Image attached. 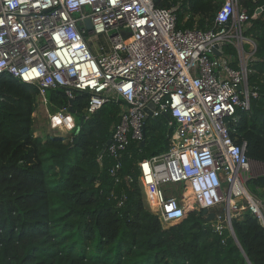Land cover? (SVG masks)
Wrapping results in <instances>:
<instances>
[{
  "label": "built area",
  "instance_id": "2783aa9c",
  "mask_svg": "<svg viewBox=\"0 0 264 264\" xmlns=\"http://www.w3.org/2000/svg\"><path fill=\"white\" fill-rule=\"evenodd\" d=\"M157 1L0 0V74L38 87L53 131L71 134L77 124L68 108L49 110V90L70 99L88 94L86 118L120 104L107 148L114 177L131 143L145 141L148 118L168 113V150L138 163L148 208L170 226L190 207L225 204L212 223L220 234L244 209L264 227V197L248 187L253 165L264 163L248 157L235 135L239 109L257 96L249 86L256 49L245 35L249 12L224 0L207 30L178 28L175 8ZM229 45L236 54L225 52ZM172 185L184 187L182 197L167 194Z\"/></svg>",
  "mask_w": 264,
  "mask_h": 264
},
{
  "label": "trees",
  "instance_id": "16d2710c",
  "mask_svg": "<svg viewBox=\"0 0 264 264\" xmlns=\"http://www.w3.org/2000/svg\"><path fill=\"white\" fill-rule=\"evenodd\" d=\"M223 2L157 5L175 8L178 28L207 30ZM239 2L251 17L245 35L256 44L249 86L257 96L250 97V109H239L236 142L264 163V0ZM225 52L236 54L231 45ZM50 91L51 111L70 106L64 90ZM38 93L36 85L0 74V264H249L245 255L251 264H264V227L248 209L232 218L243 253L230 230L220 234L201 209L164 226L147 207L138 163L168 150L173 126L166 117L148 118L145 144L131 143L114 177L107 151L100 153L120 104H106L83 120L89 95L77 93V127L66 140L36 134ZM249 187L264 195V174Z\"/></svg>",
  "mask_w": 264,
  "mask_h": 264
},
{
  "label": "rangeland",
  "instance_id": "374dc122",
  "mask_svg": "<svg viewBox=\"0 0 264 264\" xmlns=\"http://www.w3.org/2000/svg\"><path fill=\"white\" fill-rule=\"evenodd\" d=\"M250 44L252 45V42L247 43V45H250ZM252 46H250V47H252ZM225 48H227V46ZM252 60H254L253 55L250 56L249 62H251ZM50 95H51V91L49 90L48 91V98H50ZM43 109H44V107H43ZM41 110L38 109L35 113L36 134L37 135H44L45 133L49 132V133L54 134V135H66L67 136L66 140H69L68 138L71 137L70 132H67L65 130H63V131L54 130L53 131V129H51L49 124H48L47 115L44 112H41ZM76 124H77V122H76ZM253 169H254L253 170L254 175H260L261 173L264 172V166L260 167V166L255 164V165H253ZM183 193H184V187L182 185H172V186L167 187V194L168 195H175L177 197H182ZM260 194H262V192ZM187 195H189V193H187ZM262 196L264 197V195H262ZM147 207H149V206L147 205ZM194 209H196V206L190 207L188 209V213Z\"/></svg>",
  "mask_w": 264,
  "mask_h": 264
},
{
  "label": "water",
  "instance_id": "95a60500",
  "mask_svg": "<svg viewBox=\"0 0 264 264\" xmlns=\"http://www.w3.org/2000/svg\"><path fill=\"white\" fill-rule=\"evenodd\" d=\"M87 28H88L89 30L92 29V24H91V21H90V20L87 21ZM221 47H222V46H220V48H221ZM213 51H214V52H217V49L214 48ZM218 54H219V53H218ZM69 102H70V103H69V104H70L69 110H70L72 113H76V112H75V109H74V107H73L74 99H70ZM149 114L151 115V112H149ZM163 115H164V117H166L168 120L171 119V117H170V115H169L168 113L165 112V113H163ZM84 118H85V117H83L82 119L84 120ZM110 142H111V139H109V140L105 143L104 148H103V150H102L101 153H100L101 156H102V155L104 154V152L107 150L108 145L110 144ZM140 144H141V145H144V144H145V141L140 142ZM203 215H207V217H206L207 220H208V221H212V220H214V218H215V216H216V213H215L214 211H209L208 209H204V210H203ZM230 228H231L232 236L235 238V240L237 241V243L240 245L239 240H238V238H237V236H236V233H235V230H234V227H233L232 223H231V227H230ZM240 247H241V245H240ZM241 249H242L243 253H245L242 247H241ZM245 257H246L247 261L249 262V264H251V262L249 261L248 257H247L246 255H245Z\"/></svg>",
  "mask_w": 264,
  "mask_h": 264
},
{
  "label": "clouds",
  "instance_id": "9594fccd",
  "mask_svg": "<svg viewBox=\"0 0 264 264\" xmlns=\"http://www.w3.org/2000/svg\"><path fill=\"white\" fill-rule=\"evenodd\" d=\"M53 90V89H52ZM48 93V92H47ZM39 94V93H38ZM69 98V97H68ZM47 99H48V96H47ZM70 99V98H69ZM74 101H75V99H74ZM38 103H40V100H39V97H38ZM70 105V104H69ZM70 107V106H69ZM69 107H66V108H68L69 109ZM48 108H49V110H50V104H49V99H48ZM65 109V108H64ZM61 110V109H60ZM51 111V110H50ZM70 111V110H69ZM51 112H53V111H51ZM55 112V111H54ZM71 112V111H70ZM76 112V111H75ZM72 113V112H71ZM72 114H74V116H75V119H76V122H77V116H76V113H72ZM164 116V115H163ZM84 117H85V115H84ZM86 118V117H85ZM77 127V126H76ZM71 136H72V133L70 134ZM61 136H63V137H67L66 135H61ZM67 139V138H66ZM68 139H70V138H68ZM107 151V150H106ZM254 178V177H253ZM252 179V178H251ZM248 187H249V183H248ZM250 188V187H249ZM252 191V190H251ZM254 192V191H253ZM224 206H225V204L224 205H222L221 207H223L224 208ZM220 206L219 207H216V208H214V209H211V210H209V211H214L215 213H222V214H224V212H225V210H223L224 212H217V210H218V208H221ZM202 210H204V209H202ZM237 215V214H236ZM206 217H207V215H205ZM234 217V216H233ZM232 217V218H233ZM215 218H216V216H215ZM215 218H214V220H215ZM214 220H212L211 222L213 223V221ZM231 223H232V219H231Z\"/></svg>",
  "mask_w": 264,
  "mask_h": 264
},
{
  "label": "crops",
  "instance_id": "0c3cea01",
  "mask_svg": "<svg viewBox=\"0 0 264 264\" xmlns=\"http://www.w3.org/2000/svg\"><path fill=\"white\" fill-rule=\"evenodd\" d=\"M43 107H44V109H43ZM38 109H39V110L42 109L41 112H44V113L47 115L46 108H45V106L41 103V101H40V103H39ZM38 109H37V110H38ZM35 113H36V112H35ZM34 116H35V114H34ZM263 174H264V172L261 173L260 175H263ZM260 175H253V177H258V176H260ZM259 192L261 193L262 190L260 189ZM239 202H240V201H239ZM220 207H221V206H220ZM220 209L222 210V212H224V211H223V210H224L223 207H221ZM237 214H238V213H237ZM234 216H236V215H234ZM214 222H215V220L213 221V223H214ZM225 229H229V230H230V233H231V235H232L231 228H229L227 224H226Z\"/></svg>",
  "mask_w": 264,
  "mask_h": 264
},
{
  "label": "bare ground",
  "instance_id": "6f19581e",
  "mask_svg": "<svg viewBox=\"0 0 264 264\" xmlns=\"http://www.w3.org/2000/svg\"><path fill=\"white\" fill-rule=\"evenodd\" d=\"M152 195H153V193H152ZM232 203H236V200H233Z\"/></svg>",
  "mask_w": 264,
  "mask_h": 264
}]
</instances>
